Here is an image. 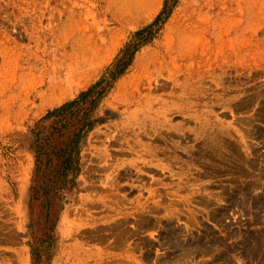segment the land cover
I'll return each instance as SVG.
<instances>
[{
  "label": "rangeland",
  "instance_id": "obj_1",
  "mask_svg": "<svg viewBox=\"0 0 264 264\" xmlns=\"http://www.w3.org/2000/svg\"><path fill=\"white\" fill-rule=\"evenodd\" d=\"M0 264H264V0H0Z\"/></svg>",
  "mask_w": 264,
  "mask_h": 264
},
{
  "label": "trees",
  "instance_id": "obj_2",
  "mask_svg": "<svg viewBox=\"0 0 264 264\" xmlns=\"http://www.w3.org/2000/svg\"><path fill=\"white\" fill-rule=\"evenodd\" d=\"M145 30H147V29H144V30L138 32V33L136 34V36H137V35L139 36L140 34L144 33ZM141 41H142V40H141ZM132 46H134V44H131V45L126 49V52L129 51V50L131 49ZM120 63H122V61H120V62L118 61V63H116V66H118ZM93 90H94V88L90 89L88 92H86V93H84V94L82 93L81 95L88 94L89 92H91V91H93ZM68 104H69V103H66V104L63 105L62 107H58V108H56L55 111L57 112V111L63 109L65 106H68ZM50 114H52V112H50Z\"/></svg>",
  "mask_w": 264,
  "mask_h": 264
},
{
  "label": "bare ground",
  "instance_id": "obj_3",
  "mask_svg": "<svg viewBox=\"0 0 264 264\" xmlns=\"http://www.w3.org/2000/svg\"><path fill=\"white\" fill-rule=\"evenodd\" d=\"M249 241V240H248Z\"/></svg>",
  "mask_w": 264,
  "mask_h": 264
}]
</instances>
